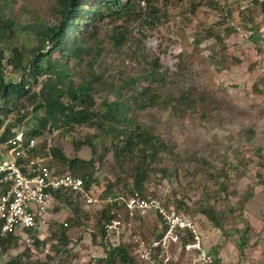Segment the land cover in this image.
<instances>
[{
	"label": "rangeland",
	"instance_id": "374dc122",
	"mask_svg": "<svg viewBox=\"0 0 264 264\" xmlns=\"http://www.w3.org/2000/svg\"><path fill=\"white\" fill-rule=\"evenodd\" d=\"M151 2L159 9V19L150 26H130L134 41L128 46L136 52L137 60H131L127 46L119 51L108 48L95 59V69L106 75L118 70L138 75L157 57L161 70L167 74L165 94H177L182 86H200L204 79L223 88L228 102L208 108L205 116L189 110L177 118L168 108L157 114L156 133L172 143L174 155L166 161L167 173L152 171L145 188L148 195L165 194L175 210L180 200L183 207H187L180 213L188 216L192 229L179 232L174 242L166 237L156 214L135 213L127 219L120 217L118 226L122 232L118 241L130 244L137 264H194L199 252L195 246L210 255L211 264H264V0ZM54 3L55 0H15L5 11L10 12L18 26L24 27L36 19L52 22L53 15L48 8ZM140 6L143 11L148 9L146 0H142ZM100 25L99 34L103 36L110 32L114 23L102 20ZM18 31L7 46L33 44L29 30ZM103 40L108 43L107 38ZM195 40H198L197 46ZM6 54L9 53L6 51ZM180 54L195 55L194 73L189 71V63L186 71L176 76L182 61ZM88 60L85 57L81 65L73 67L77 71L75 82L80 81V72L88 70ZM74 62L70 60L68 64ZM199 70H203L204 75L196 73ZM3 73L6 80L18 81L21 76L8 64L3 67ZM140 84L145 82L141 80ZM108 95L107 90L101 91L96 95V103L112 98ZM26 110L30 113L22 123L16 121L17 111L6 116L0 113L3 119L0 136L7 126L12 129L24 125L37 127L38 119L34 116H44V108L36 112L31 107ZM97 133L96 128L81 125L44 134L37 144L45 149L58 145L69 158L89 159L96 157V153L92 154L83 142L88 135ZM93 140L100 151L99 141ZM112 166V154L108 153L96 174L99 190L104 188L107 179H114ZM101 204L94 209L82 204L88 217L82 227L69 225V255L63 264H89L103 255L100 238L94 243L91 237L95 212ZM199 205L213 207L220 225L202 215ZM54 206L50 203L44 223L33 234L24 232L8 253L0 255V264L17 255L38 260H44L46 254L53 255L51 240L35 248L32 237L36 233L39 240H47L48 220L65 225L64 221L73 216L70 207ZM183 238L188 241L183 243ZM187 244L193 247L187 248ZM25 248H31V253L26 254Z\"/></svg>",
	"mask_w": 264,
	"mask_h": 264
},
{
	"label": "trees",
	"instance_id": "16d2710c",
	"mask_svg": "<svg viewBox=\"0 0 264 264\" xmlns=\"http://www.w3.org/2000/svg\"><path fill=\"white\" fill-rule=\"evenodd\" d=\"M14 1L0 0V113L6 116L17 111L16 121L22 123L30 113L26 108L31 107L36 112L43 107L44 116H34L38 119L37 127L22 126L27 136L38 138L55 130L81 125L97 129V134L88 135L83 142L90 147L92 154L96 153V157L69 158L58 145H50L48 151L38 145L35 151L42 156H50L47 165L53 173H71L81 177L85 187L95 192L102 203L95 212L91 237L94 243H98L95 242L97 237L100 238L103 255L94 258L89 264H137L130 252V244L120 242L115 247L111 246L105 223L113 218L129 217L124 199L135 190L147 196L145 181L152 171L167 173L166 161L172 159L174 146L156 133L157 114H162L168 108L177 118L189 110H196L205 116L208 108H217L228 102L226 92L214 82L203 79L200 86H182L177 94H165L167 74L161 70L157 57L148 62L143 56L149 67L143 68L138 75L125 74L123 70L106 75L95 69V59L108 48L119 51L127 46L126 51L131 55V60H137L136 52L128 46L134 41L130 26H150L159 19V9L151 5V0H146V11L140 6L142 0H55L48 8L53 15L52 22L36 19L24 27L18 26L19 23L10 12L5 11L11 8ZM102 20L114 23L110 32L103 36L99 34ZM18 30H29L34 39L33 44L7 46L6 43L14 38ZM103 38L108 39L107 44ZM197 42L194 41L195 46ZM85 57L89 59L88 70L80 72V81L75 82L73 78L77 71L73 67L81 65ZM179 57L182 61L176 76L182 75L189 63V71L194 73L195 55L180 54ZM70 60L75 62L70 65ZM6 64L12 65L20 73L18 81L6 80L3 73ZM199 71L196 73L204 75L203 70ZM141 80L145 84H140ZM38 84L39 88L35 89ZM105 90L108 97L112 98L103 99L97 104L96 95ZM22 111L25 113L20 114ZM2 124L3 119L0 118V129ZM11 129L10 126L4 129L0 144ZM94 138L100 143V151L93 143ZM108 153L112 154L115 177L113 180L107 179L104 188L99 190L96 174ZM202 161L206 162L205 159ZM115 194H118L116 198L105 202ZM52 195L53 206H68L73 216L64 221L65 225L48 220L49 238L39 240L35 233L32 244L38 248L51 240L53 255L46 254L44 260L17 255L4 264L65 263L71 239L67 229L69 225L82 227L88 213L83 210L82 203L73 191L59 189L53 191ZM176 208L180 213L187 207H183L179 200ZM198 209L210 222L220 225V218L213 207L199 205ZM158 219L165 231L161 218ZM35 230L27 229L26 232L31 235ZM186 234L190 235L189 232ZM19 239L17 234L1 238L0 255L8 253ZM183 241L185 243L188 239L183 238ZM25 251L29 254L31 248H25Z\"/></svg>",
	"mask_w": 264,
	"mask_h": 264
},
{
	"label": "built area",
	"instance_id": "2783aa9c",
	"mask_svg": "<svg viewBox=\"0 0 264 264\" xmlns=\"http://www.w3.org/2000/svg\"><path fill=\"white\" fill-rule=\"evenodd\" d=\"M37 143L38 137L27 136L23 128H17L11 129L0 144V239L8 234L20 236L27 229H38L45 221L43 217L48 213L50 203L54 202L52 193L55 190L73 191L83 205L92 209L101 203L97 194L85 187L81 177L71 173H53L47 165L50 156H42L35 151ZM48 149L49 146L45 150ZM116 197L112 195L105 202ZM124 201L130 216L153 212L161 218L166 237L174 242L179 232L193 227L188 216L169 205L165 194L144 196L135 190ZM119 221L113 218L105 223L107 238L113 247L120 243L118 236L122 231ZM186 247L193 245L187 244ZM195 247L199 252L194 264L213 262L200 246Z\"/></svg>",
	"mask_w": 264,
	"mask_h": 264
}]
</instances>
